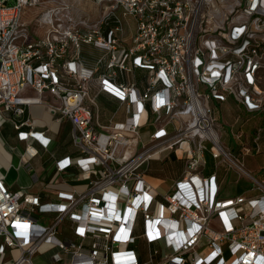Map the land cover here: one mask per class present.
<instances>
[{
  "label": "built area",
  "instance_id": "1",
  "mask_svg": "<svg viewBox=\"0 0 264 264\" xmlns=\"http://www.w3.org/2000/svg\"><path fill=\"white\" fill-rule=\"evenodd\" d=\"M101 94L116 101L107 124ZM227 96L264 116V0H0V112L27 114L13 122L20 165L52 143L33 104L71 124L78 150L52 161L54 175L77 170L54 199L48 174L33 175L37 193L10 191L0 175V264L46 252L44 264H264V178L240 159L253 150L242 131L240 156L220 142L213 101ZM183 144L185 171L159 194L144 168ZM206 152L257 194L220 199Z\"/></svg>",
  "mask_w": 264,
  "mask_h": 264
},
{
  "label": "crops",
  "instance_id": "2",
  "mask_svg": "<svg viewBox=\"0 0 264 264\" xmlns=\"http://www.w3.org/2000/svg\"><path fill=\"white\" fill-rule=\"evenodd\" d=\"M85 4L86 8L90 9L91 13L96 16L97 12L93 9L91 2L87 1ZM35 11L37 12V10ZM30 19L31 15L28 19H26V21L29 22ZM31 29V31H35L38 34L42 32L40 29L32 28V25ZM27 95H32V92L28 91ZM98 103L100 109L99 122L107 124L116 106V101L107 95L101 94L98 98ZM213 105L220 142L226 148L232 150L237 156H240L241 154L239 152L241 150V145L234 139L233 134L238 131H242V140L253 149L251 154H247L242 157L240 156L243 164L245 157L253 155L254 153H261V140L264 138V127H262V124H264V116H262L261 113L250 114L245 112L244 108L236 102L232 96H227L225 101H213ZM46 115H49L48 119H45ZM26 116L0 112V175L4 176V181L10 191L15 192L22 190L30 193H37L39 191V185L38 181L33 178V175L37 174L40 179V177H43L42 175L48 174V179H50V177L51 179L46 193L49 198L54 199L57 191L68 190L71 185L76 184L74 175L77 170H71L66 173H62L61 175H54V170L52 173H48V170L51 166H53L52 161L54 158L61 159L69 157L73 160L78 155V150L73 146L71 140V124L67 120H64L61 123L52 120L51 115L46 111L43 105L33 104L29 107L28 116L34 122L36 128L38 130H42L48 127L49 131L47 132V135L52 138V143L49 146L50 152H42L41 157L31 160L30 163L32 167L29 168L27 166L20 165L21 151L23 149L24 142L17 139L16 130L13 128L14 121H22ZM173 128L174 125L167 127L168 130H172ZM155 130L156 127L153 124L144 125L141 128L144 140L146 139V135ZM18 143L22 145V149L17 146ZM188 148L189 147L187 145L183 144L177 148L165 150L148 161L144 168V173L147 180L155 187L159 194L169 191L174 181L183 175L189 154ZM15 154L18 157L17 164L13 163ZM209 160L211 161V164H213L211 168L207 167ZM223 165L224 163H218L215 159H213L210 153H205L203 175L209 176L212 173L216 174L219 187L218 196L220 199H229L236 196L249 197L257 194V191L253 190L252 187L251 190L254 193L249 194L240 189L238 186L235 187L234 192L230 194L226 190L224 176L218 172L221 167H224ZM182 168L183 171L181 172ZM224 169L227 172L229 167H224ZM262 170H264V165H260L258 168L257 178H264V171ZM159 173H163L165 176H160L158 175ZM171 181H173L172 184L170 183ZM34 184H37L38 190L30 191L29 188H31ZM160 188H163L165 192H161ZM50 217H40L39 222L46 223ZM61 237L69 239L72 238L68 221H64L61 226ZM11 253L16 255L15 250H12ZM48 257L49 253L46 252L35 256L33 260L34 262L37 261L39 264H44L43 260L47 262Z\"/></svg>",
  "mask_w": 264,
  "mask_h": 264
},
{
  "label": "rangeland",
  "instance_id": "3",
  "mask_svg": "<svg viewBox=\"0 0 264 264\" xmlns=\"http://www.w3.org/2000/svg\"><path fill=\"white\" fill-rule=\"evenodd\" d=\"M32 11L31 10H26L24 13V19H28L31 15ZM31 29V27H30ZM49 116V115H48ZM48 116H45V119H48ZM50 118V117H49ZM262 127H264V124H262ZM17 146L22 149V145L20 143L17 144ZM18 162V157L15 154L14 158H13V163L17 164ZM160 163V162H159ZM213 164H211V161L209 160V164H208V168L212 167ZM260 165H264V138H262L261 140V153L256 154L254 153L253 155L247 156L244 158V167L246 170L250 171L252 173V175H254L255 177L258 176V168L260 167ZM224 167H227L225 164L223 165ZM224 167H221L218 172L224 176L225 178V186H226V190L232 194L235 190V187H239L240 189H242L243 191H245L246 193H254L251 190L252 187V183L250 181H248L246 179V177L241 176L235 169L233 168H229V170L226 172V170L224 169ZM54 170V167L51 166V168L48 170V173H52V171ZM183 171V168L181 170V172ZM264 171V170H262ZM158 175L160 176H165V174L163 173H159ZM181 176V175H180ZM171 184L173 183V181L170 182ZM170 184V185H171ZM30 191H37L38 190V186L37 184H34L31 188H29ZM161 192H165V190L163 188H160ZM36 264H39L37 261H35Z\"/></svg>",
  "mask_w": 264,
  "mask_h": 264
}]
</instances>
